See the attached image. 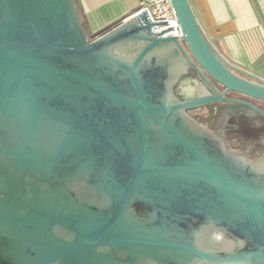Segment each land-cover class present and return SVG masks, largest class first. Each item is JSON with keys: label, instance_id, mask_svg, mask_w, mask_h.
<instances>
[{"label": "water", "instance_id": "water-1", "mask_svg": "<svg viewBox=\"0 0 264 264\" xmlns=\"http://www.w3.org/2000/svg\"><path fill=\"white\" fill-rule=\"evenodd\" d=\"M171 2L182 42L144 13L97 35L75 0H0V264H264V155L189 115L264 118L226 96L264 102V80ZM187 75L197 96L182 99Z\"/></svg>", "mask_w": 264, "mask_h": 264}, {"label": "crops", "instance_id": "crops-1", "mask_svg": "<svg viewBox=\"0 0 264 264\" xmlns=\"http://www.w3.org/2000/svg\"><path fill=\"white\" fill-rule=\"evenodd\" d=\"M75 1L86 30L97 35L133 17L141 4L140 0ZM188 1L216 53L227 63L264 79L260 66L264 55V0Z\"/></svg>", "mask_w": 264, "mask_h": 264}, {"label": "flooded vegetation", "instance_id": "flooded-vegetation-1", "mask_svg": "<svg viewBox=\"0 0 264 264\" xmlns=\"http://www.w3.org/2000/svg\"><path fill=\"white\" fill-rule=\"evenodd\" d=\"M187 76L192 78L191 75ZM238 76L245 78L242 75ZM260 79L264 80L263 78ZM210 81L220 92L224 91L223 87L218 85L216 82H213L211 79ZM183 92V94L179 95L182 99L197 96L196 84L193 89L183 90ZM226 96L229 99L252 103L264 111V102L262 101L255 100L254 98L251 99L233 92L226 94ZM205 108H213L223 119L224 128L221 131H212L221 136L227 142L229 149L244 152L252 161L258 160L264 155V118L249 109H243L242 107L236 105L225 104L223 107L224 109L216 105H210ZM228 132H231V135H227ZM247 138H251L256 141L254 144L247 146L245 141ZM234 142L237 143L236 146L234 145ZM213 240L218 244L235 241L233 237L223 236L219 233L214 235Z\"/></svg>", "mask_w": 264, "mask_h": 264}, {"label": "built area", "instance_id": "built-area-1", "mask_svg": "<svg viewBox=\"0 0 264 264\" xmlns=\"http://www.w3.org/2000/svg\"><path fill=\"white\" fill-rule=\"evenodd\" d=\"M140 3L137 13L146 14L155 24L153 33L161 38L175 37L182 42L183 33L171 0H140Z\"/></svg>", "mask_w": 264, "mask_h": 264}, {"label": "rangeland", "instance_id": "rangeland-1", "mask_svg": "<svg viewBox=\"0 0 264 264\" xmlns=\"http://www.w3.org/2000/svg\"><path fill=\"white\" fill-rule=\"evenodd\" d=\"M262 58L263 60L260 63V66L262 65L261 69L264 70V55ZM262 73L264 74V71H262ZM263 74L262 76H264ZM195 83L196 82L192 78L188 76L183 77V80L180 81L176 86V93L180 95L184 93L183 90L193 89L195 86ZM189 115L194 119L197 118V121L199 123L209 128L210 130H218V131L220 130L221 131L224 128L223 119L221 118L220 114L217 113L213 108H201L197 110H192L189 112ZM230 133L228 132L227 135H231ZM245 141H246L247 146H249V145L254 144L256 140L247 138V140ZM234 145L236 146L237 143L234 142Z\"/></svg>", "mask_w": 264, "mask_h": 264}, {"label": "trees", "instance_id": "trees-1", "mask_svg": "<svg viewBox=\"0 0 264 264\" xmlns=\"http://www.w3.org/2000/svg\"><path fill=\"white\" fill-rule=\"evenodd\" d=\"M107 32V31H106ZM197 120V118H195Z\"/></svg>", "mask_w": 264, "mask_h": 264}, {"label": "bare ground", "instance_id": "bare-ground-1", "mask_svg": "<svg viewBox=\"0 0 264 264\" xmlns=\"http://www.w3.org/2000/svg\"><path fill=\"white\" fill-rule=\"evenodd\" d=\"M186 88V87H185ZM187 89V88H186Z\"/></svg>", "mask_w": 264, "mask_h": 264}]
</instances>
